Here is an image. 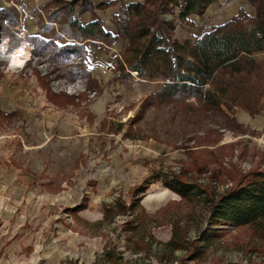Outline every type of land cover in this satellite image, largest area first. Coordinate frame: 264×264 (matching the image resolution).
Segmentation results:
<instances>
[{"label":"rangeland","instance_id":"1","mask_svg":"<svg viewBox=\"0 0 264 264\" xmlns=\"http://www.w3.org/2000/svg\"><path fill=\"white\" fill-rule=\"evenodd\" d=\"M53 1L0 0V55L9 56L0 59V264H264V240L249 227L212 225L208 200L233 186L224 169H264L261 134L200 127L184 109L152 106L162 83L124 77L122 37L86 45L84 59L31 41H54L43 25L61 35L49 19L63 5ZM216 5L207 21L225 20L226 0ZM120 6L84 15L117 37ZM189 20L176 39L197 36ZM211 155L219 159L206 166ZM173 177L208 197L181 198L164 186Z\"/></svg>","mask_w":264,"mask_h":264},{"label":"trees","instance_id":"2","mask_svg":"<svg viewBox=\"0 0 264 264\" xmlns=\"http://www.w3.org/2000/svg\"><path fill=\"white\" fill-rule=\"evenodd\" d=\"M218 2L144 0L125 3L114 0L97 5L92 0H54L55 5H63V12L60 16L56 13L49 20L62 25L61 35L53 33L51 25H43L41 31L51 33L54 41L34 37L30 40L36 39L37 44L39 42L70 53L76 51L84 59L88 53L86 45L111 44L122 37L128 44L117 67L124 77H132L135 73L140 79L162 83L161 90L152 99V106L170 104L177 111L184 109L185 114L195 117L200 127L203 120L210 121L221 130L242 136L249 129L237 122L236 110L241 109L255 116L261 111L260 103L264 97V65L255 58L257 54L264 53V0H246L254 10L252 15L241 11L229 22L209 29L195 41H180L174 37L181 23L193 26L190 17L203 18L208 9ZM118 4L121 6L113 22L119 31L117 37L106 31L100 19L86 25L82 23L84 14L95 15L97 10ZM169 15L172 19L166 17ZM64 38L75 43L60 46L55 42ZM189 100L197 105H187ZM210 133L213 135L217 131ZM197 139L194 142H198ZM203 146L210 145H198ZM226 147L219 146L221 149ZM217 159L219 157L211 155L205 165H211ZM224 172L234 183L217 201L214 196L208 198L212 206V225L221 223L235 228L249 227L264 240V169L243 174L233 165ZM164 186L185 200L193 197L200 199L202 195L208 197L209 194L200 186L175 177L166 180Z\"/></svg>","mask_w":264,"mask_h":264},{"label":"crops","instance_id":"3","mask_svg":"<svg viewBox=\"0 0 264 264\" xmlns=\"http://www.w3.org/2000/svg\"><path fill=\"white\" fill-rule=\"evenodd\" d=\"M45 1H46L45 3H47V2H49L51 0H45ZM92 1H93V3L98 5V4H101V3H106V2L114 1V0H92ZM123 1L125 3H137V2H142L144 0H123ZM219 1H221V0H219ZM226 3L228 4L226 10H222V13L219 12V13H221L220 14L221 17H225L224 18L225 20H223V21L217 20L216 18H218V16H216V18H215L216 20L215 21H212V22L211 21H207L208 17L212 16L213 10H215L218 5L211 6L208 9V11L206 12V14L203 16V18H201V17H196V18L194 17L195 19L191 18V20H193L196 23L195 28L197 30L199 29L198 30L199 32L197 33V36L193 37V39H192L193 41L197 40L201 35H203L209 29L214 28V27L217 28L218 26H221V25L229 22L230 20H232L233 17H235L238 14H240L241 11H244V12L248 13L249 15H252L253 12H254L253 8H251L249 6V4L246 2V0H226ZM39 7H40L39 5L34 6L33 10L35 11ZM23 10L26 11V8H23ZM87 17L88 16L85 17V15L82 17V23L84 25H86L88 23H91L93 21L92 18L90 19V18H87ZM204 21H207L205 23V25H208L210 23V27L209 26H203L202 23ZM200 24H201V26H200ZM105 29H106V31H109V30H107V28H105ZM31 34L33 36L39 35V37H41V38H46L47 37L45 34L37 33V30L36 31L34 30ZM185 39H184V41H186ZM88 47H89V45H88ZM90 53H91V51H90ZM258 55H261V54H257L255 56V58L259 62ZM259 63L262 64L261 62H259ZM260 110L261 111L257 115L251 116L247 112H245V111H243L241 109H237L236 113H235V118L238 120L237 122L239 124H242L247 129H249L251 131H254V132H257V133H260L261 137L263 138L262 141L264 142V97L262 98L261 103H260Z\"/></svg>","mask_w":264,"mask_h":264},{"label":"clouds","instance_id":"4","mask_svg":"<svg viewBox=\"0 0 264 264\" xmlns=\"http://www.w3.org/2000/svg\"><path fill=\"white\" fill-rule=\"evenodd\" d=\"M7 41H5V45L2 46L3 47V52L4 53H7ZM20 55V52H14L12 55H11V60L12 62H15L16 60V57ZM0 59H3V60H8L9 59V56L8 55H0Z\"/></svg>","mask_w":264,"mask_h":264},{"label":"snow or ice","instance_id":"5","mask_svg":"<svg viewBox=\"0 0 264 264\" xmlns=\"http://www.w3.org/2000/svg\"><path fill=\"white\" fill-rule=\"evenodd\" d=\"M19 52H20L19 56H22L23 55V50H20ZM16 59H17V57H16Z\"/></svg>","mask_w":264,"mask_h":264}]
</instances>
